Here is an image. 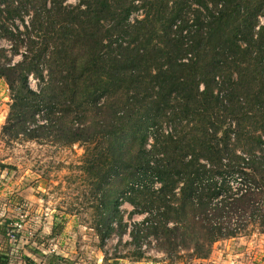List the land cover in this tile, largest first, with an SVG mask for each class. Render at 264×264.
<instances>
[{
  "label": "trees",
  "instance_id": "obj_1",
  "mask_svg": "<svg viewBox=\"0 0 264 264\" xmlns=\"http://www.w3.org/2000/svg\"><path fill=\"white\" fill-rule=\"evenodd\" d=\"M77 1L0 0L2 134L84 146L102 243L129 230L124 202L146 215L136 260L150 236L169 258L208 259L238 215L264 234V0Z\"/></svg>",
  "mask_w": 264,
  "mask_h": 264
},
{
  "label": "rangeland",
  "instance_id": "obj_2",
  "mask_svg": "<svg viewBox=\"0 0 264 264\" xmlns=\"http://www.w3.org/2000/svg\"><path fill=\"white\" fill-rule=\"evenodd\" d=\"M77 2L67 0L69 5ZM1 46L11 56L9 43L2 40ZM20 59L13 57V62ZM30 86L39 91L36 79L30 78ZM10 104L9 88L0 78V228L6 231L5 236L1 235V242L5 241L1 251L11 253L10 264H264V234L252 225L250 215L236 217L232 229H237L239 235L217 242L208 259L190 258V252L184 248L169 258L159 250L158 239L150 236L141 243L146 256L136 260L129 233L146 215L130 216L135 208L124 202L121 209L129 230L120 236L116 228L102 243L95 230L102 208L101 196L80 170L84 146H64L53 136L37 141H28L23 135L16 139L4 136L2 128ZM42 117L36 118L38 124L44 121ZM242 184L238 179L231 180L234 193ZM12 225L22 226L17 243L9 240ZM54 225L62 226L63 232L48 239Z\"/></svg>",
  "mask_w": 264,
  "mask_h": 264
},
{
  "label": "built area",
  "instance_id": "obj_3",
  "mask_svg": "<svg viewBox=\"0 0 264 264\" xmlns=\"http://www.w3.org/2000/svg\"><path fill=\"white\" fill-rule=\"evenodd\" d=\"M260 25L261 26H263L264 25V19H260ZM257 29H259V27L257 28ZM32 78V77H31ZM240 182H242L241 181V179H238ZM242 186V188H245V186H243V184L241 185ZM241 188V189H242ZM240 189H235V191H239ZM240 193H242V191L240 190ZM21 228H22V226L21 225H12V230H10L9 232V240H10V242H18L19 241V239H20V237H19V233L21 232ZM13 254V253H12ZM10 255H11V253H10Z\"/></svg>",
  "mask_w": 264,
  "mask_h": 264
},
{
  "label": "crops",
  "instance_id": "obj_4",
  "mask_svg": "<svg viewBox=\"0 0 264 264\" xmlns=\"http://www.w3.org/2000/svg\"><path fill=\"white\" fill-rule=\"evenodd\" d=\"M1 232H0V242L2 241V239H1ZM233 239H235V238H233ZM231 240V239H230ZM5 242V241H4ZM4 242H1L0 243V257L2 258V259H4V257H7V259H9L10 261H11V259L10 258H8L10 255H9V253H4V252H2L1 250H2V247L4 246L3 245V243ZM200 261H201V259H200ZM203 262V261H202ZM204 262H206V260H204ZM200 264H202V263H200ZM203 264H205V263H203Z\"/></svg>",
  "mask_w": 264,
  "mask_h": 264
}]
</instances>
